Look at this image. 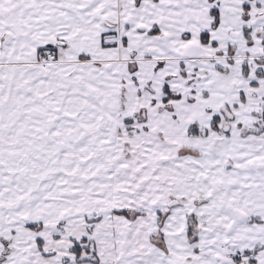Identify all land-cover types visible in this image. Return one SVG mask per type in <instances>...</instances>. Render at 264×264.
I'll return each instance as SVG.
<instances>
[{
	"label": "snow or ice",
	"instance_id": "6c2138e0",
	"mask_svg": "<svg viewBox=\"0 0 264 264\" xmlns=\"http://www.w3.org/2000/svg\"><path fill=\"white\" fill-rule=\"evenodd\" d=\"M0 264H264V0H0Z\"/></svg>",
	"mask_w": 264,
	"mask_h": 264
}]
</instances>
